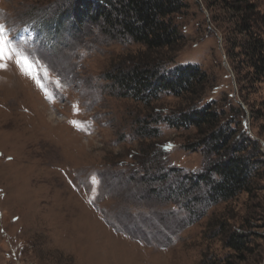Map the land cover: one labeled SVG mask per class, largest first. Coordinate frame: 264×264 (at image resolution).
<instances>
[{
  "label": "rangeland",
  "instance_id": "1",
  "mask_svg": "<svg viewBox=\"0 0 264 264\" xmlns=\"http://www.w3.org/2000/svg\"><path fill=\"white\" fill-rule=\"evenodd\" d=\"M183 1L175 21L185 39L150 54L108 42L97 27H74V0H0V264H264V84L235 71L227 39L236 27L223 0ZM258 5L264 12V0ZM142 56L173 59L166 71L191 64L207 74L203 102L258 143L251 194L192 224L151 194L164 186L143 178L137 159L147 152L163 150L173 167L194 173L205 157L185 150L194 129L158 125V141L138 138L150 115L188 108L183 98L145 105L114 91L107 75ZM236 232L248 237L243 251L227 244Z\"/></svg>",
  "mask_w": 264,
  "mask_h": 264
},
{
  "label": "trees",
  "instance_id": "2",
  "mask_svg": "<svg viewBox=\"0 0 264 264\" xmlns=\"http://www.w3.org/2000/svg\"><path fill=\"white\" fill-rule=\"evenodd\" d=\"M222 6L225 15L235 22L236 33H231L227 41L230 59L238 60L236 73L239 75L240 71L248 70L251 80L264 84V12L258 0H223ZM187 9L183 0H74L71 8L74 27L87 24L97 27L108 42L139 45L150 54L164 50L172 52L178 48L185 38L175 17ZM141 58L138 63L124 59L116 74L107 75L106 80L112 82L114 91L145 105H152L162 95L183 98L188 108L166 115H150L141 122L138 138L158 141V125L179 131L194 129L196 141L185 150L203 152L205 157L203 169L194 173L173 167L163 150L154 154L147 152L137 159L144 172L143 178H150L154 183L159 181L166 189L160 192L153 189L151 194L184 210L189 224L203 218L221 203H228L240 194H251L259 172L257 165L261 153L258 143L250 139L246 131L239 133L234 128L237 125L235 119L228 120L226 112L219 109L217 103L203 102L209 86L207 74L198 65L191 64L166 71L167 63L174 61L171 58H168L172 60L169 62L149 56ZM128 64L132 69L124 72ZM121 70L124 73H118ZM153 124L156 127L152 129ZM109 226L114 228L110 223ZM223 226L218 227L221 232ZM144 233L140 231L137 239L124 231L137 241L145 237ZM247 239V235L236 232L227 244L235 251H243Z\"/></svg>",
  "mask_w": 264,
  "mask_h": 264
},
{
  "label": "snow or ice",
  "instance_id": "3",
  "mask_svg": "<svg viewBox=\"0 0 264 264\" xmlns=\"http://www.w3.org/2000/svg\"><path fill=\"white\" fill-rule=\"evenodd\" d=\"M6 37L4 36V28L0 25V47H3Z\"/></svg>",
  "mask_w": 264,
  "mask_h": 264
}]
</instances>
